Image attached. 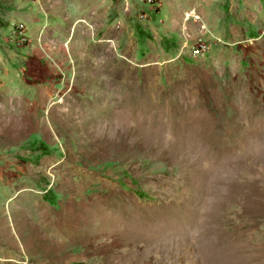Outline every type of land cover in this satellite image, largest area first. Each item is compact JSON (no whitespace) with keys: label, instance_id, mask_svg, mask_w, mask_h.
Listing matches in <instances>:
<instances>
[{"label":"rangeland","instance_id":"rangeland-1","mask_svg":"<svg viewBox=\"0 0 264 264\" xmlns=\"http://www.w3.org/2000/svg\"><path fill=\"white\" fill-rule=\"evenodd\" d=\"M156 3L0 0V264H264V0Z\"/></svg>","mask_w":264,"mask_h":264},{"label":"built area","instance_id":"built-area-1","mask_svg":"<svg viewBox=\"0 0 264 264\" xmlns=\"http://www.w3.org/2000/svg\"><path fill=\"white\" fill-rule=\"evenodd\" d=\"M143 2H144V5H146L147 7L156 8L157 6L156 0H143ZM14 31H15V34L20 35L21 37L23 34V27L19 25L15 28ZM191 49L194 54H199V55H202L206 51V47L204 46V44H197Z\"/></svg>","mask_w":264,"mask_h":264},{"label":"trees","instance_id":"trees-1","mask_svg":"<svg viewBox=\"0 0 264 264\" xmlns=\"http://www.w3.org/2000/svg\"><path fill=\"white\" fill-rule=\"evenodd\" d=\"M145 37H148L147 35Z\"/></svg>","mask_w":264,"mask_h":264}]
</instances>
